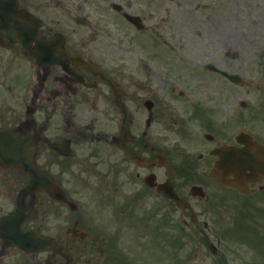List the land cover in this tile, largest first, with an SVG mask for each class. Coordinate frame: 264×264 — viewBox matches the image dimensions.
<instances>
[{
	"label": "flooded vegetation",
	"instance_id": "1",
	"mask_svg": "<svg viewBox=\"0 0 264 264\" xmlns=\"http://www.w3.org/2000/svg\"><path fill=\"white\" fill-rule=\"evenodd\" d=\"M10 2L23 37L0 29V136L10 146L18 142L16 151L39 169L41 189L25 197L34 201L35 217L22 230L46 244L25 253L0 239V264H128L127 226L158 229L160 210L170 221L178 212L182 226L208 246L204 218L216 215L224 224L235 211L231 197L245 198L209 177L215 153L241 148L240 134L264 148V124L243 115L248 107L238 92L227 120L220 117L223 90L214 81L225 79L207 66L239 76L227 69L235 56L201 63L186 47L179 49L182 66L173 26L160 35L166 23L157 18L159 0ZM180 83L200 87L185 93ZM29 182L0 166V183L15 190L0 216L15 209ZM159 185H172L185 208L158 193ZM249 191L262 196L264 181Z\"/></svg>",
	"mask_w": 264,
	"mask_h": 264
},
{
	"label": "rangeland",
	"instance_id": "2",
	"mask_svg": "<svg viewBox=\"0 0 264 264\" xmlns=\"http://www.w3.org/2000/svg\"><path fill=\"white\" fill-rule=\"evenodd\" d=\"M157 5L160 6L157 18L166 23L165 27L159 30L160 35L164 38L167 27L173 26L174 28V40L172 41L175 43L176 50L181 52V55H176L177 60L178 57L183 56L184 52L179 49L186 47H190L189 55L192 59L196 54L197 61L201 63L208 62L209 64L222 53L228 54L230 57L235 56L233 59L229 58L230 65L227 69L234 66V71L238 72L242 84L240 88H233L221 78L214 81L223 90L220 111L223 112L226 107L233 105L232 95L238 92L239 101L248 107L247 115L256 119L254 117L256 115L255 108L261 115H264V99L262 98L264 97V0H171L170 3L166 0H159ZM127 33V37L130 38L129 42H131L136 34L130 30ZM248 42L252 44L251 47L247 46ZM180 61L182 66L186 65L184 57ZM183 85L185 84L180 83L177 90L187 93V91H196L195 87H200L199 83ZM203 89L206 90L205 87ZM251 122L254 123V121ZM0 190L4 193V195L0 193L1 213L11 208L7 197H11L10 192L14 197L15 190L9 191L8 185L4 186L1 183ZM162 212L160 211V214ZM249 212L251 214L247 216L241 215L236 226L226 228L235 234H228L221 244L226 264H262L261 262L264 260V248L254 250L255 243L249 241H257L255 238L248 239L249 234L253 233L254 224L260 219L259 216H256L255 211L249 210ZM239 216V213H233V220H237ZM176 217H178L177 214ZM167 218V215L164 218L160 217V222L164 219L165 223L158 232L162 245L160 248L163 251L167 249L165 246L171 240L170 230L175 224V232L171 234L176 238V227L180 225L178 221L176 223L174 221L172 225L167 224ZM208 220L220 221L215 217H210ZM150 229L152 230V226H148V231H151ZM238 236H241V239H238ZM127 237L130 241L131 233L129 236L127 234ZM180 240L182 238H177L175 249L182 262L185 261L186 264H216V260L212 258V255L209 256L202 246L198 248V254L193 256L188 253L191 246L195 245L191 239L188 240L189 242L182 241V248L179 246L178 241ZM138 241L140 245H146L143 248L145 255L148 251H153L154 245L158 243L151 233H147L143 237L138 235ZM212 243L215 244V242ZM132 249L136 252L142 251L136 246H132ZM162 250H160L161 253H163ZM187 254L190 255L189 258L184 260ZM139 264H169V262L159 253L157 259L149 257L140 261Z\"/></svg>",
	"mask_w": 264,
	"mask_h": 264
},
{
	"label": "water",
	"instance_id": "3",
	"mask_svg": "<svg viewBox=\"0 0 264 264\" xmlns=\"http://www.w3.org/2000/svg\"><path fill=\"white\" fill-rule=\"evenodd\" d=\"M2 2H3V0H0V3H2ZM0 6H2V4H0ZM0 11H3L2 8L0 9ZM0 17H2V14ZM241 158H242V156H241ZM238 163H239V168L250 170L251 175H256L258 173V166H259L258 162L241 159ZM13 164L18 165L17 163H13ZM263 171H264V169H263ZM217 179L221 180L219 178H217ZM26 211L27 210L22 205L18 204V208H17L16 212L11 214L10 216H8V218H6L4 220V222H5L4 223L5 224L4 230H5V227H6V229H8V230H6V233H9L11 236L13 234H19L20 235V233H21L20 226H21L22 221L24 219H26V217L24 215V213ZM37 243H39V242H37ZM7 244L18 246L20 249H22L24 251H29V250H32V247L36 244V241L34 239H18V238L13 239L12 238L11 240L7 241Z\"/></svg>",
	"mask_w": 264,
	"mask_h": 264
}]
</instances>
